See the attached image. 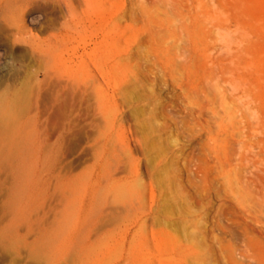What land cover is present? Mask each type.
I'll return each mask as SVG.
<instances>
[{"label": "rangeland", "instance_id": "374dc122", "mask_svg": "<svg viewBox=\"0 0 264 264\" xmlns=\"http://www.w3.org/2000/svg\"><path fill=\"white\" fill-rule=\"evenodd\" d=\"M144 1L150 0H105V4L120 12ZM208 2L214 7L226 2L235 8L234 13L244 23L256 24L254 47L264 70V0ZM182 3L187 8L194 5L195 0H182ZM74 6L78 11L83 9L76 0ZM16 8L24 25L18 38H13V26L6 20L0 22V94L9 88L20 87L22 83L25 87L30 85L29 74L36 67L28 44L33 39L66 34L72 41L63 52L67 62L83 59L91 70L98 65L92 52L102 40L100 20L105 13L101 10H86L73 25L66 23V11L56 0H33L19 3ZM126 24L129 28L118 40L124 46L132 47L134 39L131 34L136 32L138 22L126 21ZM129 37L132 40L129 41ZM99 81L104 85L102 80ZM225 97L224 106L232 105L229 92H225ZM241 100L242 104L249 103L253 110L252 101L245 97ZM218 102L216 100L214 110L221 113ZM93 105V100L89 99L75 114L59 121L70 124L66 140L59 147L53 145L56 138L54 128L47 130L44 142L40 138L41 130L31 123L25 126L28 127L26 130L25 127L22 129L27 134L25 148L18 141L8 145L7 141L0 140L1 149L11 147L9 159L13 162L11 168L2 166L0 170V264H122L121 256L127 250L141 253L148 260L146 264H164L161 241L168 245L170 242L171 245L179 244L182 249L183 246L184 249L190 247L188 250L192 254L186 264H231L240 257L239 248H242L239 245L243 243V246L246 238L248 242L243 246L245 256L238 259L239 263L232 264H241L242 260L248 261L245 264H254L258 255H264V228L259 227L264 226L260 225L263 222L248 218L242 204L234 200L224 187L219 173L215 168L210 170L214 165L211 158L203 156V147L213 145L211 138L217 127V122L212 120V112L208 111L211 123L206 128L207 117L197 116V110L187 104L180 89L168 76L142 72L130 88L115 98L114 112L124 128V146L121 147L131 160L122 161L115 168H105L106 175L113 174V183L118 190L113 193L111 183L101 180L91 189L80 211L73 199L63 201L56 189L54 176L67 174L78 183L92 169L93 125L100 121L92 111ZM17 109L8 112L11 119L3 120L6 128H16ZM258 116L264 120L263 111ZM263 135L256 124L250 129L245 122L244 145L251 144V149L258 150L256 139H263ZM35 138H38L36 149L33 146ZM197 158L205 161L207 169L201 168L203 162ZM130 168L137 178L128 175ZM214 171L218 177L212 173ZM134 179L137 184L146 183L147 204L152 205L149 212L134 213L128 218L119 211L120 202L127 188L136 187ZM117 213L124 214L127 219L121 215L120 218ZM114 219L124 220L125 224L120 223L129 228L127 238L123 232L126 229L119 222L117 225V221L116 226ZM242 222L244 225L241 227ZM220 223L222 226L229 224L228 228L234 224L239 226L236 229L239 228L241 233L236 231L243 242L239 243L240 236L236 232L238 237L235 235L230 239L232 241L235 237L238 242L232 241L234 244L228 241V234L222 235L226 240H219L218 234H223L218 230ZM107 232H111L110 235L108 233L109 238L105 236ZM175 244L173 246H177ZM224 246H229V249L225 248L226 251Z\"/></svg>", "mask_w": 264, "mask_h": 264}, {"label": "bare ground", "instance_id": "6f19581e", "mask_svg": "<svg viewBox=\"0 0 264 264\" xmlns=\"http://www.w3.org/2000/svg\"><path fill=\"white\" fill-rule=\"evenodd\" d=\"M30 1L33 0H0V22L6 20L14 27V39L18 38L24 30L20 14L16 12V6ZM56 1L66 11L67 24L75 25V21L79 20V16L86 10L99 9L105 13L100 20L102 40L92 52L98 65L91 70L83 59L67 62L63 58V52L72 41L63 33L28 42L36 67L29 74L31 83L28 87L22 83L20 87L9 88L0 94V140L7 141L8 145L18 141L25 148L27 134L22 129L31 123L41 130L40 138L44 142L48 136L47 130L54 128L56 138L53 145L59 147L64 139L66 140L65 136L70 130L69 123L63 124L59 121L68 119L69 114H75L87 100H93L92 111L100 121L93 125L92 169L86 178L78 183L67 174L54 176L57 183L56 189L61 199L65 202L73 199L80 211L91 189L101 180L111 183L110 189L113 193L118 190L113 183V174L106 175L105 168L108 166L115 168L122 161H131L125 149L122 148L124 146L123 124L114 112L117 94L130 88L142 72L168 76L180 89L187 104L193 105L192 107L197 110V116L207 117L206 128H209L211 123L210 117L208 119V111L212 112V120L217 122V127L211 138L213 145L206 144L203 147V156L206 159L211 158L214 165L210 170L215 168L214 170L219 173L224 187L234 200L242 204L248 218L251 221L260 220L263 223L259 224L264 225V135L263 139H256L258 150L251 149L253 148L251 144L246 146L243 142L245 122L250 129L255 128L256 124V127L258 126L264 134V120L258 116V113L264 112V70L254 47L256 29H258L255 27L256 24L253 26L244 23L234 13L235 8L226 2H221L214 7L208 0H195L194 5L185 8L182 0H150L117 12L112 6H107L105 0H76L83 8L82 11H78L74 6L75 0ZM126 21L138 22L136 32L131 34V38L134 39L132 47L124 46L125 44L118 40L125 33V29L129 28ZM131 38L129 41L132 40ZM225 92H229L232 105L224 106ZM242 97L253 102L254 112L249 107V103L240 102ZM216 100H219L221 113H216L214 110ZM16 107L19 109V118L15 121L16 128H6L3 120L10 118L8 112ZM189 110L193 114V110ZM27 128L25 127V130ZM33 142L36 149L38 138H35ZM3 148L0 147V170L2 166L11 168L13 165L9 159L11 147H5L6 150ZM197 160L203 162L202 169H207L203 159L197 158ZM128 175L136 176L131 168ZM133 181H136V187L131 190L127 188L124 199L121 202L118 201L121 207L119 211L128 218L134 213L149 212L152 205L147 204L146 183L137 184L136 179ZM117 210L115 209V212ZM124 214L118 215L123 217ZM117 219L118 225L122 219L120 221ZM122 222L124 223V220ZM253 224L251 222V225ZM228 225L222 226L221 223L218 225V230L223 233L217 230L218 236H221L218 237L219 240L220 238L226 240L223 236L227 234L230 236V238L227 236L229 242L236 234L240 236L239 226L236 229L235 224L230 225V228ZM243 225L244 223L240 226ZM231 226L234 227V231ZM259 227L264 228V226ZM124 229H126L123 231L124 238H127L129 228ZM262 229L261 233L264 231ZM242 232L245 233L243 230ZM108 233L111 234L107 232L106 238H109ZM234 238L232 241H236ZM239 238V243H242L241 236ZM245 240L248 242L247 238ZM232 241L230 244H234ZM246 241L244 245L247 244ZM260 241L262 243L263 240L260 239ZM164 243L162 241L159 243L165 258L164 264L189 262L187 260L192 254L191 250H188L190 247L184 249L183 246L182 249L178 247L179 244L174 243L177 246H173L171 242L169 245ZM242 244L239 245L242 248H239L240 257L245 256L246 250L243 248L244 245L241 246ZM231 247L233 248V245ZM102 257L105 258V256ZM240 257H236L237 260L233 261L229 259V261L231 264L238 262ZM255 260L257 264H264V255H258ZM121 261L122 264H146L148 260L139 252L127 250L122 254ZM242 261L241 264L248 262ZM256 263L254 261V264Z\"/></svg>", "mask_w": 264, "mask_h": 264}]
</instances>
